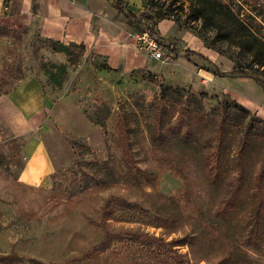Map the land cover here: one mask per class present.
Wrapping results in <instances>:
<instances>
[{"label":"rangeland","instance_id":"374dc122","mask_svg":"<svg viewBox=\"0 0 264 264\" xmlns=\"http://www.w3.org/2000/svg\"><path fill=\"white\" fill-rule=\"evenodd\" d=\"M41 1L0 0V95L35 77L52 102L71 95L101 125L104 146L97 150L75 136L71 164L28 187L17 177L23 145L36 130L17 136L0 123V256L14 254L21 264L29 258L45 264H264V180L261 191L256 186L264 163L263 118L233 105L240 100L264 116V67L218 37L189 0H118L124 13L115 0H104L133 32L157 36L162 60L139 49L149 68L113 70L77 42L84 47L70 46L68 57L40 33ZM223 1L264 42V0ZM20 14L21 21L4 19ZM144 16H165L217 50L218 65H202L216 77L182 86L176 73L167 75L180 44L167 45ZM221 117L235 118L237 128L224 132L218 158ZM240 139L242 157L236 155ZM215 162L221 173L209 179L204 165ZM239 165L242 188L226 199ZM128 233L147 244L130 242ZM106 235L126 236L102 249Z\"/></svg>","mask_w":264,"mask_h":264},{"label":"crops","instance_id":"0c3cea01","mask_svg":"<svg viewBox=\"0 0 264 264\" xmlns=\"http://www.w3.org/2000/svg\"><path fill=\"white\" fill-rule=\"evenodd\" d=\"M24 17L20 14L4 19L21 21ZM117 18V11L104 0H42L40 33L57 41L83 43L88 53L103 56L113 70L149 68L150 61L130 36L137 32ZM156 30L170 47L175 39L180 44L166 70L169 76L172 72L178 75V84L191 86L198 77H216L202 67L218 65L220 54L216 50L206 47L194 34L177 30L169 18L157 21ZM239 103L264 119L258 107L252 109L240 100ZM2 122L17 136L36 130V135L28 137L23 145L25 162L17 177L18 183L28 187H39L57 169L71 164L74 151L67 135L85 138L97 150L96 146H104L102 127L88 118L73 97L64 95L52 102L35 77L20 81L11 91L0 95Z\"/></svg>","mask_w":264,"mask_h":264},{"label":"trees","instance_id":"16d2710c","mask_svg":"<svg viewBox=\"0 0 264 264\" xmlns=\"http://www.w3.org/2000/svg\"><path fill=\"white\" fill-rule=\"evenodd\" d=\"M189 1L193 2L199 16L202 17L204 20H206L212 26V29L215 30L216 35L218 37L234 43L240 50L251 54L252 58L254 59L253 65H257L258 68L264 67V42L261 41L255 35V33L243 21L239 19V17L232 10L229 4H227L223 0H189ZM118 2H119L118 0H115V3L113 5L114 8L118 11V13H124V10L118 6ZM126 16L127 18L136 17L132 12H127ZM144 17L146 18L145 25L147 27H151L150 29L153 31L157 25V21L166 18L165 16H160L158 18H155L154 16H144ZM4 27L5 26L0 25V28H4ZM48 39L53 44L54 51L65 53L68 57H71L73 55V52H71L69 49L70 46H76L81 48L84 47L83 44L77 45L74 42H70L68 45H66L62 42L55 41L52 38H48ZM206 47L209 48L210 46L206 45ZM238 69H239L238 70L239 73L245 75L244 68H238ZM233 105L242 112L250 113V111L242 104L233 101ZM258 121L260 122L261 125L264 126L263 119L258 118ZM218 127L219 128H217V133L219 137L217 139L215 150L219 158L221 156V152L223 151L225 144L223 137L224 132H227V130L230 128L236 129L237 122L235 118L221 117L219 119ZM253 129H255V127ZM250 134L253 135L255 133H250ZM74 137H75L74 135H67V140L69 141L73 149L75 148L73 142ZM245 149H246L245 140L240 139V141L237 144L236 155L238 157H242L246 151ZM204 158L209 159V154H206ZM210 165L211 166H207V163H205L204 171L207 174V177L209 179H212V176L215 177L221 173V165H219L218 162H215L214 165L212 164ZM234 169L236 170V176L233 180V184L229 185L228 188L226 189V199H231L237 192L241 190L243 185L242 181L244 179V171H243L244 168L239 165L236 166V168ZM263 170H264V163L262 164V169L256 176V183H257L256 186L258 191L262 190V183L264 180ZM126 235H113V236L106 235L105 239L100 244L101 245L100 248L102 249L107 248L108 245L113 240L122 241V238L125 236L128 237L129 241L132 243L147 244V239L141 238L142 236L140 235L137 234L135 235L130 233ZM23 262H25L24 259L14 254L8 256H0V264H21ZM26 262L28 264H45L34 258H29Z\"/></svg>","mask_w":264,"mask_h":264},{"label":"built area","instance_id":"2783aa9c","mask_svg":"<svg viewBox=\"0 0 264 264\" xmlns=\"http://www.w3.org/2000/svg\"><path fill=\"white\" fill-rule=\"evenodd\" d=\"M136 48L144 49L148 56L155 60H162L165 55V51L161 46L157 36L144 30L140 34H135Z\"/></svg>","mask_w":264,"mask_h":264}]
</instances>
